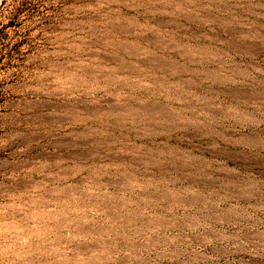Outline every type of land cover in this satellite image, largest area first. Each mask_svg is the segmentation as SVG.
Masks as SVG:
<instances>
[{
	"label": "rangeland",
	"instance_id": "rangeland-1",
	"mask_svg": "<svg viewBox=\"0 0 264 264\" xmlns=\"http://www.w3.org/2000/svg\"><path fill=\"white\" fill-rule=\"evenodd\" d=\"M0 264H264V0H0Z\"/></svg>",
	"mask_w": 264,
	"mask_h": 264
}]
</instances>
